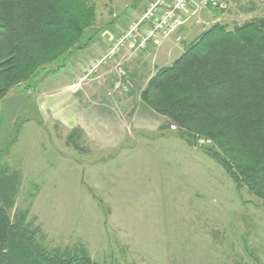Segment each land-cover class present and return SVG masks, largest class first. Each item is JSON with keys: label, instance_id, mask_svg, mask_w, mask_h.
<instances>
[{"label": "rangeland", "instance_id": "374dc122", "mask_svg": "<svg viewBox=\"0 0 264 264\" xmlns=\"http://www.w3.org/2000/svg\"><path fill=\"white\" fill-rule=\"evenodd\" d=\"M175 1L91 0L79 44L0 102V167L19 170L16 211L50 250L99 264H264L263 200L141 98L202 31L264 16V1L245 14L176 11L182 24L152 33ZM145 39L148 55L134 56ZM75 130L85 151L68 144Z\"/></svg>", "mask_w": 264, "mask_h": 264}, {"label": "trees", "instance_id": "16d2710c", "mask_svg": "<svg viewBox=\"0 0 264 264\" xmlns=\"http://www.w3.org/2000/svg\"><path fill=\"white\" fill-rule=\"evenodd\" d=\"M93 10L91 0H0V102L69 54ZM141 98L264 203V16L233 28L212 24L172 64L157 68ZM79 132L68 144L85 151ZM20 183L19 170L0 167V264H99L87 253L44 245L41 229L16 211Z\"/></svg>", "mask_w": 264, "mask_h": 264}, {"label": "built area", "instance_id": "2783aa9c", "mask_svg": "<svg viewBox=\"0 0 264 264\" xmlns=\"http://www.w3.org/2000/svg\"><path fill=\"white\" fill-rule=\"evenodd\" d=\"M164 3V0H161ZM264 1V0H261ZM212 7L221 11H227L229 8V4L227 1L224 0H178L175 1L174 4V9L171 11H164L163 15L165 19L169 18L168 21L164 23L160 22V19L158 20L157 23L154 24V27L151 30L152 33H160V32H165V33H170L173 31V29L177 26V24H182L183 22H180L179 19L176 18V11H196L194 9H202L205 7ZM151 15H153V12H151ZM175 17V20L171 22V19H173ZM136 28V27H135ZM138 28V27H137ZM135 31V29H133ZM132 31V30H130ZM129 31V32H130ZM133 32V31H132ZM130 32V33H132ZM150 38V37H149ZM129 41V40H128ZM150 39H145V41L143 40L141 42V46L139 45L138 48L136 49V51L134 52V50L132 51V53H134V56H139L141 53V56L146 57L148 55V51L151 45V42L149 43ZM133 45H137L135 43H133ZM115 54L114 53H109L108 56H111ZM106 58H108L107 56L105 58H103L104 60H106ZM104 60H99V63L103 62ZM100 64H96L95 69L98 70ZM93 70V71H94ZM121 72L122 69H121ZM126 90V88H122L120 89V92Z\"/></svg>", "mask_w": 264, "mask_h": 264}, {"label": "crops", "instance_id": "0c3cea01", "mask_svg": "<svg viewBox=\"0 0 264 264\" xmlns=\"http://www.w3.org/2000/svg\"><path fill=\"white\" fill-rule=\"evenodd\" d=\"M224 1H227L228 2V4L230 5V7L231 6H234L235 7V5H238L239 6V12H237V14L238 13H252L253 11H257V10H259V8H258V5L255 3V1L253 0V2L252 1H250L251 2V4L249 3V2H241V0H224ZM237 7V6H236ZM263 8V7H262ZM215 10V8H213L212 9V7H206L204 10H202V12H204V13H207L206 11H214ZM216 10H218V9H216ZM263 10H264V8H263ZM218 11H220V10H218ZM238 11V10H237ZM204 13H200L202 16H203V18H206V15L207 14H204ZM216 21H218V20H216ZM215 21V22H216ZM207 24H209V22H207ZM209 28V27H208ZM186 29V31H187V27H185L184 28V30ZM206 29V28H205ZM204 29V30H205ZM183 29H181L180 31H178L177 33V35H175L176 36V38L178 37V35H180V33L181 32H183L182 31ZM180 32V33H179ZM185 32V31H184ZM203 32V31H202ZM181 36H182V34H181ZM173 38V37H172ZM172 38H171V40H172ZM179 38H181V37H179ZM182 39V38H181ZM171 40H170V42H171ZM177 42H179V40L177 39L176 40ZM173 42L174 44H177V42ZM190 43V42H189ZM97 44H99V45H101L100 47H102L103 45H104V43H103V41H102V44H101V42H98ZM175 46H177V45H175ZM157 52H159V51H157ZM156 70L157 69H155V71H154V73L156 72ZM104 98V97H103ZM108 101H110L111 103H112V101L111 100H108ZM107 101V99H105L104 100V102H108Z\"/></svg>", "mask_w": 264, "mask_h": 264}, {"label": "water", "instance_id": "95a60500", "mask_svg": "<svg viewBox=\"0 0 264 264\" xmlns=\"http://www.w3.org/2000/svg\"><path fill=\"white\" fill-rule=\"evenodd\" d=\"M202 142L199 143V146L201 145Z\"/></svg>", "mask_w": 264, "mask_h": 264}]
</instances>
